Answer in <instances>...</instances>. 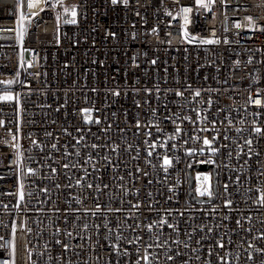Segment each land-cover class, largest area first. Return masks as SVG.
<instances>
[{
  "label": "built area",
  "instance_id": "2783aa9c",
  "mask_svg": "<svg viewBox=\"0 0 264 264\" xmlns=\"http://www.w3.org/2000/svg\"><path fill=\"white\" fill-rule=\"evenodd\" d=\"M28 2L0 0V81H14L0 95L16 97L0 100V264H264V137L252 131L264 128V109L248 101L264 97V0H215L211 11L196 0ZM72 5L77 23H65ZM21 11L31 21L22 47ZM84 108L101 122L86 123ZM195 164L214 167L213 199L188 194ZM164 220L178 227L154 223Z\"/></svg>",
  "mask_w": 264,
  "mask_h": 264
},
{
  "label": "snow or ice",
  "instance_id": "6c2138e0",
  "mask_svg": "<svg viewBox=\"0 0 264 264\" xmlns=\"http://www.w3.org/2000/svg\"><path fill=\"white\" fill-rule=\"evenodd\" d=\"M38 2H40V0H29L27 7H28L29 9H34V8L37 6V3H38ZM62 2H63V0H58V3H60L61 5H62ZM118 2H120V0H111L112 5H117ZM122 2H123V4H124L125 6L128 5V0H122ZM221 3H224V0H221ZM196 4H197V6H198L199 8H204V9H207V10L211 11V6H213V5L215 4V0H196ZM17 7L22 8L23 5H22V4H18ZM53 7H56V5H53ZM41 10H43V9H41ZM64 12H65L66 14H70L71 17H72V19H70V20H66L65 23H71V24H75V23H77V20H76L77 11H76V6H75V5H72L71 7H64ZM190 12H192V9H191V8H187V7H185V8H182V9H181V13L183 14V19H184V24H185V25H187V24L190 22V21H189V16H188V14H189ZM168 14L171 15V13H168ZM30 15H31V16H35V15H37V13H35V12H31ZM137 15H138V13H137ZM59 19H60V16H59V14H57V21H59ZM246 20H247V26H248L250 29H252V30L254 31V30L256 29V24H255V22H254L253 17H252V16H248V17H246ZM28 23H31L29 17L25 16V14L23 13V11H21V12H20V15H19V20H18V28H17V30H16L17 39H18V41H19L21 47L23 46L24 38H25V36H26V34H27V32H28V27H27V24H28ZM235 27H236V28H240L241 25H240L239 23H236V24H235ZM260 30H261V31H264V27H262ZM156 31H157L156 29H153V32H156ZM225 31H227V27H225ZM110 35H112V36L114 37V36H115V33H110ZM182 35H183V38H184L185 40H187L189 43H192L193 41L196 40V37H195V36H190V35H189V32L187 31L186 28H185V30L183 31V34H182ZM213 35H215V33H213ZM199 42L202 43V44H219V43H220V40H215V39H202V40H200ZM224 43H228V41L225 39V40H224ZM156 63H157L156 60H152V61H151V64H153V65H155ZM237 63H238V62H237ZM249 63H251V59L249 60ZM21 67H23V55H22V54H21ZM28 67H32V64L29 63ZM136 67H139V65H136ZM13 82H14L13 80L0 81V83H7V84H12ZM93 91H95V89H93ZM137 91H139V90H137ZM145 91L150 92L151 90H150V89H145ZM157 91H159V89H157ZM113 95H115V96H119V95H120V92H119V91H114V92H113ZM175 95H177V96H182L183 93L180 92V91H176ZM195 95H196L197 97H199V96H200V91L197 90V91L195 92ZM257 97H260V92H259V91L257 92ZM13 99H16V97H14L13 94L10 93V92H6L4 95L0 96V100L11 101V100H13ZM248 101H249L250 103L254 104L257 108L264 109V97L253 98L252 96H249V97H248ZM209 103H211V101H209ZM137 107H140L139 103H137ZM56 110L59 111L60 109L57 108ZM82 111L85 113V117H84V119H85V122H86V123H92V122H95V123L99 124V123L101 122L100 119H96L95 121L92 120V117H91V115H90L92 109L84 108ZM254 115L259 116L260 113H254ZM184 119H189V120H190L191 118H190V117H184ZM2 123H3V122H0V124H2ZM136 127H137V128L140 127V123H139V121H137V123H136ZM157 127H158V126H157ZM158 130H159V129H158ZM65 131H67V129H65ZM180 131H181V129H180L179 127H177L176 132L179 133ZM238 131H239V130H238ZM252 131H253V133L256 134L257 142H259V138H260V137H264V128H262V127H260V126H254L253 129H252ZM47 135H51V133H47ZM225 139H227V137H225ZM32 143H33V144H36L37 142H36L35 140H33ZM203 143H204V145L208 146V147L211 149V151H212L213 154H217V153L219 152V149H217V148H212V147H211V142H210L208 139H204ZM245 145L248 146L249 158H251V154H252V152H253V147H252V146H253V140H252L251 138L246 139V140H245ZM17 147H18V146H17ZM52 147L55 148L56 145H53ZM91 147H92L93 149H95V148L98 147V145L93 144V145H91ZM117 147H118V146H117ZM149 147H153V146H152V145H149ZM115 150H116V149H113V151H115ZM242 151H243V149H241V152H242ZM192 154H193V150H192V149H189V150H188V155H192ZM255 154H256L257 156H259V153H258V152L255 153ZM148 155L151 156V155H152V152L149 151ZM229 157H231V153H229ZM18 159H19V157H18ZM105 159H107V157H105ZM208 163H215V161H208ZM245 163H247V161H245ZM163 164H164V166H165V167H164V170H165V171H167V168L170 167L171 164H172L171 159H170L167 155H165V156L163 157ZM65 167H68V165H65ZM28 173L31 174V175H35V174H36V173H35V170L32 169V168H29V169H28ZM145 175H146V173H145ZM209 179H210V178H209L208 176H205V177L203 178V180H204L205 182H207ZM238 181H239V177H237V182H238ZM79 183H80V181L78 180V181H77V184H79ZM23 187H24V185L21 183V184H20V189H21V191H20V199H21V200L24 199ZM57 187H59V186H57ZM87 187H88V188H92L93 185H92V184H88ZM96 187H97V190L99 191V190H100V186L97 185ZM107 187H108V185L105 184V185H104V188H107ZM224 189H225V191H227V189H228V185H227V184L224 185ZM43 191L46 192L47 190L44 189ZM196 191H197V192L199 193V195H201V196H204V195H206V194H207L208 196H212V195H213V193L211 192V189H210V185H209L208 187L204 188L203 190H202L201 188L198 187ZM260 192H261V195H260V197L258 198V202H259L261 205H264V188L260 189ZM29 195H30V194H29ZM226 203H227L228 205H231L232 201H231V200H228ZM134 207H137V208H138L139 205H134ZM99 211H100V207H99V205H98V206L96 207L95 211L92 213V215L95 216L96 213L99 212ZM182 214H183V213H181V215H182ZM154 223H164V224H167L168 227H170V228H174V229L178 227L177 225L168 224V222H167L166 220H164V221H157V222H154ZM236 224H237V225H240V224H241V221H240V220H237V221H236ZM84 227L87 228V224H85ZM99 227H100V225H96V228H97V229H99ZM104 227H105L106 229H108L109 232L111 231V229L108 228V224H107V223L104 224ZM137 227H138V226H137ZM147 227H148L149 231H151L153 225H152V224H149V225H147ZM201 230H202V229H201ZM209 231H211V229H209ZM14 234H15V227L13 226V236H14ZM69 235H71V234L69 233ZM106 238H107V237H106ZM2 239H3V237H0V240H2ZM120 239H121L120 235L117 234L116 237H115L116 243H115L114 245H111V247L113 248L114 251L117 252V254H119V243H118V242H119ZM138 239H140V238L137 237V240H138ZM56 243L59 244V243H61V241L57 240ZM176 243H179V241H176ZM198 243H199V242H198ZM229 243H231V241H229ZM188 246H189L188 244H185V247H188ZM218 246H219V248H221V249L225 247L224 243L222 242V239H221L220 242H218ZM249 247L252 248V247H254V245L249 244ZM63 248H64V250H67L68 245H67V244H64V245H63ZM15 251H16V246H15V242H14V240H13V242H12V255H13V257L15 256ZM257 251H260V252L264 253V249H257ZM124 254H125V255H128L127 250H125ZM175 255L179 256L180 253H179V252H176ZM209 255H211V252H209ZM197 258H199V257H197ZM142 259L145 260V261L147 262V261H148V256L145 255V256L142 257ZM167 259H168V260H173L174 257H173L172 255H169V256L167 257ZM220 259L223 261V260H224V257H220ZM248 259H252V256L249 255V256H248ZM4 264H10V262L7 261V260H5V261H4ZM11 264H15V261L13 260V261L11 262ZM136 264H140V261L137 260ZM185 264H187V262H185Z\"/></svg>",
  "mask_w": 264,
  "mask_h": 264
},
{
  "label": "water",
  "instance_id": "95a60500",
  "mask_svg": "<svg viewBox=\"0 0 264 264\" xmlns=\"http://www.w3.org/2000/svg\"><path fill=\"white\" fill-rule=\"evenodd\" d=\"M211 168L212 171V196L209 197H205V196H196L195 192L192 191L191 187L193 186L194 183V178L192 175V168H196L199 170H207L208 168ZM188 175H189V179H188V194L192 196L193 199L198 200V201H204L207 199H213L214 195L216 193V188H215V169L214 167L208 165V164H195L192 167L188 168Z\"/></svg>",
  "mask_w": 264,
  "mask_h": 264
},
{
  "label": "rangeland",
  "instance_id": "374dc122",
  "mask_svg": "<svg viewBox=\"0 0 264 264\" xmlns=\"http://www.w3.org/2000/svg\"><path fill=\"white\" fill-rule=\"evenodd\" d=\"M4 94L5 93H2L0 96H2ZM192 175H193V178H194L193 189H194V191L196 192L197 195H199V193L196 191L198 187L203 190L204 188H206V187H208L210 185V189H211V192H212V176H211V170L210 169L199 170V169L193 168ZM205 176H208L210 178L207 182H205L203 180V178Z\"/></svg>",
  "mask_w": 264,
  "mask_h": 264
}]
</instances>
